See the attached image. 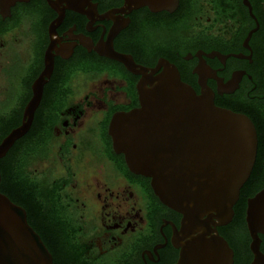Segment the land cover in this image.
<instances>
[{
  "label": "flooded vegetation",
  "instance_id": "obj_1",
  "mask_svg": "<svg viewBox=\"0 0 264 264\" xmlns=\"http://www.w3.org/2000/svg\"><path fill=\"white\" fill-rule=\"evenodd\" d=\"M111 46L151 71L170 63L197 95L253 122L255 167L233 222L219 228L234 264H252L247 203L264 189V0H180L173 12L92 0L83 13L68 0H0V144L23 124L44 78L30 130L0 159V186L7 159L12 173L64 202L66 231L58 234L74 235L84 264L178 263L182 216L114 150L112 118L140 107L142 76L103 56ZM38 163L42 170L34 169ZM0 193L26 211L36 231L27 209Z\"/></svg>",
  "mask_w": 264,
  "mask_h": 264
},
{
  "label": "water",
  "instance_id": "obj_2",
  "mask_svg": "<svg viewBox=\"0 0 264 264\" xmlns=\"http://www.w3.org/2000/svg\"><path fill=\"white\" fill-rule=\"evenodd\" d=\"M126 1L135 8L148 5L156 12H173L180 4V0ZM91 2L68 0L69 9L78 13ZM102 55L142 76L140 107L114 115L110 136L130 171L151 179L161 203L182 216L181 231L174 241L181 249L177 264H234V251L219 228L233 222L235 206L255 167L258 136L253 122L216 106L209 95H197L166 61L151 71L112 46ZM43 82L41 77L34 86L23 124L0 144V159L30 130ZM246 223L252 239V264H264L259 236L264 234V189L248 200ZM0 264H53L40 235L29 225L26 211L2 193Z\"/></svg>",
  "mask_w": 264,
  "mask_h": 264
},
{
  "label": "trees",
  "instance_id": "obj_3",
  "mask_svg": "<svg viewBox=\"0 0 264 264\" xmlns=\"http://www.w3.org/2000/svg\"><path fill=\"white\" fill-rule=\"evenodd\" d=\"M2 184L0 191L7 194L14 201L24 206L29 213V222L40 233L47 247L57 259L56 264H84L82 254L77 251L74 235L68 236L66 224L62 219L65 215L64 202L57 203L56 197H45L40 184L32 180L25 181L26 176L21 171L12 173L8 167V160L2 167ZM15 190L13 195L10 193ZM44 228L57 231V234H44ZM221 231V229L219 230ZM243 236L241 239H244Z\"/></svg>",
  "mask_w": 264,
  "mask_h": 264
},
{
  "label": "rangeland",
  "instance_id": "obj_4",
  "mask_svg": "<svg viewBox=\"0 0 264 264\" xmlns=\"http://www.w3.org/2000/svg\"><path fill=\"white\" fill-rule=\"evenodd\" d=\"M43 164H36L35 166H34V169L36 168V169H39V170H42L43 169Z\"/></svg>",
  "mask_w": 264,
  "mask_h": 264
}]
</instances>
